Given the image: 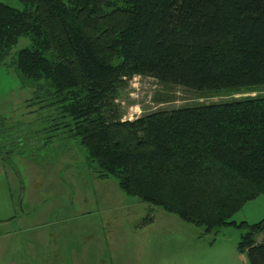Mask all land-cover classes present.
Here are the masks:
<instances>
[{
  "label": "trees",
  "instance_id": "obj_1",
  "mask_svg": "<svg viewBox=\"0 0 264 264\" xmlns=\"http://www.w3.org/2000/svg\"><path fill=\"white\" fill-rule=\"evenodd\" d=\"M17 1H0V65L9 58L48 107L45 136L61 129L96 178L205 233L242 228L239 253L264 264V217L232 220L264 194V96L124 121L114 108L134 76L198 91L264 85V0ZM20 38L29 46L11 55Z\"/></svg>",
  "mask_w": 264,
  "mask_h": 264
},
{
  "label": "rangeland",
  "instance_id": "obj_2",
  "mask_svg": "<svg viewBox=\"0 0 264 264\" xmlns=\"http://www.w3.org/2000/svg\"><path fill=\"white\" fill-rule=\"evenodd\" d=\"M0 1L21 8L17 0ZM28 46L20 38L11 55ZM8 59L0 65V264H247L237 249L242 228L205 233L127 196L115 179L96 178L61 129V136H45L49 123L38 119L48 107L22 85ZM260 96L264 85L198 91L134 76L120 85L114 108L124 121ZM263 217L264 194L232 220L251 225Z\"/></svg>",
  "mask_w": 264,
  "mask_h": 264
}]
</instances>
